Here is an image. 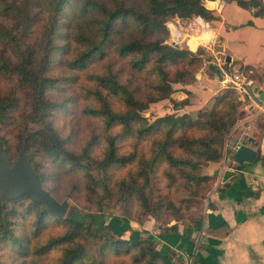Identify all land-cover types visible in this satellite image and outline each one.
Segmentation results:
<instances>
[{
	"label": "trees",
	"instance_id": "16d2710c",
	"mask_svg": "<svg viewBox=\"0 0 264 264\" xmlns=\"http://www.w3.org/2000/svg\"><path fill=\"white\" fill-rule=\"evenodd\" d=\"M234 1L241 7L252 8L254 15H264L262 0ZM0 14L12 20L9 23L0 21V73L12 77L15 84L6 91L0 89V123L23 98L29 107L30 120L40 126L29 130L21 139L15 158L21 143L25 149L32 146L29 162L43 190L56 199L43 183L40 162L33 158L38 153L69 169L82 171L85 189L94 193L98 186L101 197L108 196L111 191L110 168L133 164L132 170L114 180L123 199L120 202L123 210L125 200L132 199L145 214L159 218L166 213L179 219L195 205L202 196L200 182L211 176L195 175L194 168L200 161L209 163L221 158L224 136L234 123L236 107L240 104L238 94L231 84H227L213 95L209 107L197 110L195 117L188 113H164L149 120L143 111L149 102L167 96L172 90L171 82H189L192 74L179 65L183 60L187 63L199 61L203 55L201 47L191 51L183 45L164 42L167 34L164 23L172 17L215 18L202 0H32L19 5L2 4ZM128 27L131 30L121 35ZM57 52V62H65L70 68L81 69L93 61L99 62L98 69L89 74L87 91L93 105L84 108L87 114L101 121L105 131L98 156L92 154L97 134L92 133L77 150H72L48 119L50 111L59 106L46 95L56 80L47 74V70ZM112 56L122 58L132 75H142V84H131L132 80L127 78L121 80L113 68ZM226 64L223 61L228 72ZM171 67H174L172 71ZM206 67L212 73V69ZM249 69V65H238L243 74ZM258 124H261L259 118ZM112 127H117L116 131H109ZM119 139H129L131 149L120 151ZM0 142L1 145L5 142L1 136ZM4 151L12 163L15 159L7 154V149ZM161 162L168 184L179 182L187 191L179 202L165 195L155 197L149 190L150 173ZM241 163L235 162V166ZM92 171L100 175L95 177ZM21 197L28 199L21 211L6 206V201L13 202ZM6 201L0 200V242H8L19 256L29 252V236L23 227L15 234L16 223L12 221L14 217L17 216L18 220L26 211L33 210V232L41 229L50 217L64 222L66 228L46 238L39 249H32V257L37 258L48 249L61 246L57 264H76L85 256L78 237L98 234L107 238L108 245L114 250L120 248L119 243H125V251L134 252L132 258L135 262L181 264L178 253L160 252L149 239H111L112 232L103 221V213L95 224L91 213L70 209L59 216L41 202L30 199L26 193ZM191 220L192 226L200 230V215ZM176 227L174 222L162 226L160 231L175 232ZM190 258L189 264H198L196 254H190ZM24 260L13 264H25ZM0 264L8 263L0 260Z\"/></svg>",
	"mask_w": 264,
	"mask_h": 264
},
{
	"label": "rangeland",
	"instance_id": "374dc122",
	"mask_svg": "<svg viewBox=\"0 0 264 264\" xmlns=\"http://www.w3.org/2000/svg\"><path fill=\"white\" fill-rule=\"evenodd\" d=\"M23 1L32 0H0V5H19ZM74 1L77 2L78 0ZM175 20H177V17H172L165 21L164 25L167 29V34L163 40L164 42L173 43L177 41L175 34L171 31L172 24L175 23ZM0 21L2 23H9V21L12 22L9 16L2 14H0ZM129 30H131L130 27L125 28L121 35L127 33ZM155 35L156 34H152L151 36ZM177 45L180 44L178 43ZM200 51L202 52V49H200ZM56 57H59L58 52L54 54L51 65L49 64L47 70V74L51 77H56V80L54 85L47 90L46 95L49 99L57 102L59 106L50 111L48 119L57 133L64 138L65 145L72 150H77L92 133L97 134L98 140L92 148V154L98 156L100 154L99 151L104 144L103 139L105 138V131L102 127L101 121L87 114L84 108L93 105V101L87 91L90 86L89 74L98 69L99 62L93 61L85 68L75 69L67 67L65 62H57ZM202 57H204V55H201L199 61H194L192 63H187L186 60H183L179 65V67L186 69L192 74L189 82L193 81L195 72L202 65ZM111 59L113 60V68L116 70L121 80L127 78L132 80L131 84H142L143 76L139 73H134L132 75L127 67L124 66L122 58L112 56ZM173 68L174 67H171L170 70L172 71ZM184 83L188 82L173 81L171 82V87L173 89L174 85H176V89H179V85ZM14 85L12 77L0 73V89L6 91ZM236 94L238 93L236 92ZM18 95L20 96L19 93ZM155 101L149 102L147 108L143 111V115L147 116L149 120L158 116L156 115L158 112L160 113L165 110L160 107L159 104V107L153 108V105H155L153 102ZM164 101L165 103H163L166 106V100ZM169 101L171 103V108H175V104H173L175 103L174 99L170 98ZM211 103L208 106H204V108L209 107ZM236 108L237 112L235 113V121L223 139L221 158L226 155V150L229 146L228 138L236 137L235 139H239V133L242 132V126H240L241 123L238 124L237 122L242 118V111L239 110V105H237ZM164 113L167 112L165 111L159 115ZM195 115L196 113L189 114L190 117H195ZM38 126H40L39 123L30 120L29 107L24 102L23 98H20L18 103L10 110L8 116L0 123V136L5 140L2 145L0 142V147L7 149V154L15 159V151L19 147L21 139L27 135L29 130L37 128ZM116 129L117 127H112L109 131L114 132ZM129 143V139H119L117 141L118 149L120 151L130 150L131 147ZM20 146H23L25 152H30L31 157L33 152L32 146L27 147L26 149L23 143H21ZM33 158L40 162L39 169L44 175L43 183L45 187L58 201H61L62 199L67 200V207L64 214L70 209L91 213L93 223L97 224L100 213H103V221L112 232L111 239H149L150 244L160 252L174 251L175 253H178V251L173 248H168L165 251L159 250L160 241L156 235L161 233L160 228L162 226L170 225L174 222H176L178 227L192 225L191 218L196 215H201L203 211L204 196L211 183V178L200 182L202 187L199 191L202 196L198 199L195 205L185 211L179 219L171 218L167 216L166 213L161 214L159 218H156L151 214L143 213L135 200H125V210H123L122 205L120 204L123 199L119 196L114 185V180L121 178L126 175L129 170H132L133 164L110 168L111 191L108 196L101 197L100 188L98 186H96V192L94 193L85 189V180L82 171L69 169L68 166L46 158L41 153H38L37 156ZM205 164H208V161H200L197 164L194 168L195 175H205L202 171ZM92 174L95 177L100 175V173L94 171H92ZM167 181L168 178L164 175V163L161 162L157 164L154 170L150 173V192L155 197L158 195H165L171 197L175 202H179L182 197L186 195L187 191L181 183L175 182L168 184ZM6 203V206L9 207L10 210H14L15 208L16 212H18L23 209L26 203H28V199L21 197L13 202L6 201ZM34 215L33 210H28L24 214V217H20L18 220L17 216L13 218L12 222L16 223L14 224L15 234H18L20 228L23 227V231L29 236V252L25 256H19L17 251L8 245V242H0V260L3 263L13 264L21 259H25V264H57L61 253V246H54L37 258L32 257L30 254L32 249L36 247L39 249L46 238L61 233L66 228V224L50 217L46 220L41 229L33 232V220H35ZM131 227L135 228V232L132 231L133 228ZM78 241L81 242L83 246L85 256L76 264H141L140 262H135L133 260L132 255L134 252L125 251V243H119V250H114V248L108 245L107 238L99 236L98 234L95 237L81 235L78 237ZM179 255L181 257V264H189L191 259L190 254L183 257L186 258V260L182 258L181 254Z\"/></svg>",
	"mask_w": 264,
	"mask_h": 264
},
{
	"label": "crops",
	"instance_id": "0c3cea01",
	"mask_svg": "<svg viewBox=\"0 0 264 264\" xmlns=\"http://www.w3.org/2000/svg\"><path fill=\"white\" fill-rule=\"evenodd\" d=\"M202 1L215 18L177 17L171 28L177 44L191 51L201 47L202 65L192 82L179 85V89L174 85L168 97L153 102V108L160 105L165 109L156 115L165 111L174 115L196 113L211 103L213 95L234 74L249 84L260 103L247 92L235 89L240 98L242 118L237 122L241 123L242 132L239 139L228 138L226 155L202 168L211 176V183L204 196L201 228L185 225L177 226L175 232H161L156 235L160 241L158 249L173 248L182 258L196 254L198 264H264V15H254L252 8L241 7L234 0ZM226 55L230 58L226 61L228 72L222 65ZM209 63L219 67L220 77L207 70ZM239 64L251 69L243 74L238 70ZM170 98L174 99L175 108H171ZM236 140L254 148L257 158L238 166L232 164L231 146ZM224 169H232L234 174L222 180Z\"/></svg>",
	"mask_w": 264,
	"mask_h": 264
},
{
	"label": "water",
	"instance_id": "95a60500",
	"mask_svg": "<svg viewBox=\"0 0 264 264\" xmlns=\"http://www.w3.org/2000/svg\"><path fill=\"white\" fill-rule=\"evenodd\" d=\"M171 44L176 45V42ZM224 60L229 61V56L226 55ZM208 67L215 72L217 77H220L219 67L216 64L209 63ZM245 89L252 100L260 103V100L253 95L249 84H245ZM255 153L254 148L241 143L234 149L232 159L235 162L251 161ZM29 157L30 152H25L21 146L15 160L9 163L4 149L0 147V200L4 201L26 193L30 199L41 202L46 208L62 216L67 207V200L57 201L41 188L36 173L29 162ZM232 174H234V170L224 169L222 180Z\"/></svg>",
	"mask_w": 264,
	"mask_h": 264
},
{
	"label": "built area",
	"instance_id": "2783aa9c",
	"mask_svg": "<svg viewBox=\"0 0 264 264\" xmlns=\"http://www.w3.org/2000/svg\"><path fill=\"white\" fill-rule=\"evenodd\" d=\"M228 84H231V86L234 89H237L239 91L245 92L246 93V89H245V80L238 76L237 74L232 75L229 79H228ZM240 144L239 140H236L234 142V144H232L231 149L234 151V149H236V147ZM232 164L235 163V161L232 159L230 161Z\"/></svg>",
	"mask_w": 264,
	"mask_h": 264
}]
</instances>
